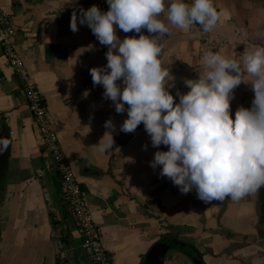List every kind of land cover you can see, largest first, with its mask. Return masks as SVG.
<instances>
[{"label": "crops", "instance_id": "obj_1", "mask_svg": "<svg viewBox=\"0 0 264 264\" xmlns=\"http://www.w3.org/2000/svg\"><path fill=\"white\" fill-rule=\"evenodd\" d=\"M213 3L220 13L213 30L171 26L161 37L159 58L175 77L170 89L174 96L177 90L188 91L184 79H197L203 72L205 51L243 65L247 53L264 46V0ZM92 5L102 11L109 7L106 0H0V9L9 13L15 28L12 44L43 97L62 151L87 196L103 249L113 264H143L151 247L172 228L183 231L186 244L200 253L203 264H264V230L257 229L256 211L262 187L238 201L205 203L195 190L182 194L159 175V166L149 165L154 152L166 151L167 146L152 147L143 124L130 133L120 131L127 113L115 112L89 73L90 68L106 64L107 46L87 25L78 23L75 32L69 27L74 12ZM142 32L151 35L146 29ZM117 35L139 36L119 29ZM250 79L245 76L246 84L234 89L232 113L239 106H250L254 96ZM107 120L115 125L114 147L100 153L93 145L109 131L104 126ZM2 124L8 129L10 150L0 186V264H57L44 193L54 206L66 246L74 249L67 263L91 264L79 248L80 237L63 205L53 161L43 151L18 80L4 65L0 49Z\"/></svg>", "mask_w": 264, "mask_h": 264}, {"label": "clouds", "instance_id": "obj_2", "mask_svg": "<svg viewBox=\"0 0 264 264\" xmlns=\"http://www.w3.org/2000/svg\"><path fill=\"white\" fill-rule=\"evenodd\" d=\"M106 3L107 11L92 5L74 12L69 27L75 32L78 23L87 25L107 46L106 64L90 68L89 73L93 85L103 87L102 96L112 102L115 112L127 113L120 131L130 133L143 124L152 147L167 146L166 151L154 152L150 167L159 166V175L170 179L182 194L195 190L205 203L238 201L264 187V46L247 53L243 65L205 51L203 72L197 79H184L188 91L177 90L174 96L170 89L175 87V77L159 58L161 37L171 26L213 30L220 20L213 0ZM117 29L139 36L121 39ZM245 76L251 78L248 84L254 96L249 107L239 106L232 113L234 89L245 83ZM104 126L109 131L93 145L100 153L114 147L115 125L107 120ZM6 147L0 143V152Z\"/></svg>", "mask_w": 264, "mask_h": 264}, {"label": "built area", "instance_id": "obj_3", "mask_svg": "<svg viewBox=\"0 0 264 264\" xmlns=\"http://www.w3.org/2000/svg\"><path fill=\"white\" fill-rule=\"evenodd\" d=\"M14 32L15 28L9 13L0 9V49L4 65L18 80L30 117L39 131L43 151L53 161V171L59 182L63 205L80 237L79 248L91 264H113L111 255L102 247L100 231L92 220L87 196L62 151L56 131L52 128L43 97L12 44L11 38ZM43 201L52 221L51 237L56 248V263L68 264V258L74 249L68 248L65 244L64 234L48 193L43 194Z\"/></svg>", "mask_w": 264, "mask_h": 264}, {"label": "water", "instance_id": "obj_4", "mask_svg": "<svg viewBox=\"0 0 264 264\" xmlns=\"http://www.w3.org/2000/svg\"><path fill=\"white\" fill-rule=\"evenodd\" d=\"M0 143H6L7 147L0 152V186L5 178L8 166V156L10 150V139L7 127L2 124L0 126ZM256 211L259 217L258 231L264 230V193L257 200ZM170 250V245L166 242H158L154 244L144 257L143 264H164V260ZM193 264H201L199 260H195Z\"/></svg>", "mask_w": 264, "mask_h": 264}, {"label": "rangeland", "instance_id": "obj_5", "mask_svg": "<svg viewBox=\"0 0 264 264\" xmlns=\"http://www.w3.org/2000/svg\"><path fill=\"white\" fill-rule=\"evenodd\" d=\"M261 191L264 192V187H262ZM260 191V193H261ZM174 232V231H173ZM175 235V239L177 241H180L182 243L187 242V237L183 233H173ZM187 249L184 248H177V247H171L168 254L171 253L168 256L166 264H193L190 259L187 257ZM167 254V255H168ZM166 259V258H165ZM165 263V260H164Z\"/></svg>", "mask_w": 264, "mask_h": 264}, {"label": "trees", "instance_id": "obj_6", "mask_svg": "<svg viewBox=\"0 0 264 264\" xmlns=\"http://www.w3.org/2000/svg\"><path fill=\"white\" fill-rule=\"evenodd\" d=\"M170 233H168L166 236H164L160 242H166V243H171V239L176 240L175 235L173 233H183V231L179 230V229H172L169 228L168 229ZM174 231V232H173ZM189 246V245H188ZM190 248L193 250V253L195 254L194 257H197L198 260L200 261L201 264H203L202 260H201V255L199 252H197L194 247L190 246Z\"/></svg>", "mask_w": 264, "mask_h": 264}, {"label": "flooded vegetation", "instance_id": "obj_7", "mask_svg": "<svg viewBox=\"0 0 264 264\" xmlns=\"http://www.w3.org/2000/svg\"><path fill=\"white\" fill-rule=\"evenodd\" d=\"M264 193V192H263ZM262 193V194H263ZM261 194V195H262ZM170 245V248L171 247H177V248H184V249H187L188 252H187V257L190 259V261L193 263L195 260H198L197 257H194V253H193V250L190 248V246H188V244L186 243H182L180 241H177V240H173L171 239V243H168ZM193 247V246H192ZM195 249V248H194ZM196 250V249H195ZM197 251V250H196ZM198 252V251H197Z\"/></svg>", "mask_w": 264, "mask_h": 264}]
</instances>
